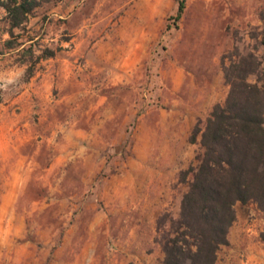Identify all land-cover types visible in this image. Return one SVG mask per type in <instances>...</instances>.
I'll use <instances>...</instances> for the list:
<instances>
[{"label": "rangeland", "instance_id": "374dc122", "mask_svg": "<svg viewBox=\"0 0 264 264\" xmlns=\"http://www.w3.org/2000/svg\"><path fill=\"white\" fill-rule=\"evenodd\" d=\"M177 5L51 1L13 34L1 11L0 264L162 262L159 220L178 217L195 129L228 95L222 57L264 53V0H187L167 30ZM235 211L216 264H264V214Z\"/></svg>", "mask_w": 264, "mask_h": 264}, {"label": "trees", "instance_id": "16d2710c", "mask_svg": "<svg viewBox=\"0 0 264 264\" xmlns=\"http://www.w3.org/2000/svg\"><path fill=\"white\" fill-rule=\"evenodd\" d=\"M51 1L61 0H0V15L6 13L13 34ZM186 6L187 0H178L167 30L179 28ZM259 18L264 26V6ZM259 36L264 45V27L249 32L251 40ZM56 53L46 49L39 59ZM222 67L228 95L214 106L204 126L195 129L193 142L201 135V151L197 165L184 172L190 181L180 213L158 223L164 254L160 264H216L219 251L229 244L235 206L252 202L264 214V53L258 54L257 44L235 45L223 55ZM28 73L31 77L33 67Z\"/></svg>", "mask_w": 264, "mask_h": 264}, {"label": "clouds", "instance_id": "9594fccd", "mask_svg": "<svg viewBox=\"0 0 264 264\" xmlns=\"http://www.w3.org/2000/svg\"><path fill=\"white\" fill-rule=\"evenodd\" d=\"M19 75H23V70H20ZM17 73H11L9 78V83H12L16 79ZM6 89V88H5Z\"/></svg>", "mask_w": 264, "mask_h": 264}]
</instances>
